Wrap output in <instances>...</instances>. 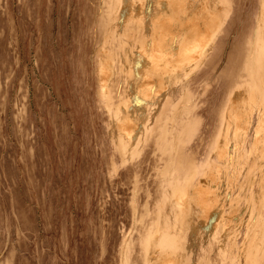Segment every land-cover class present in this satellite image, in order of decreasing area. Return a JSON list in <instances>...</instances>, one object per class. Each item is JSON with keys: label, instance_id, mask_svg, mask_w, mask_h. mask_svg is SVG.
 <instances>
[{"label": "rangeland", "instance_id": "1", "mask_svg": "<svg viewBox=\"0 0 264 264\" xmlns=\"http://www.w3.org/2000/svg\"><path fill=\"white\" fill-rule=\"evenodd\" d=\"M0 264H264V0H0Z\"/></svg>", "mask_w": 264, "mask_h": 264}]
</instances>
